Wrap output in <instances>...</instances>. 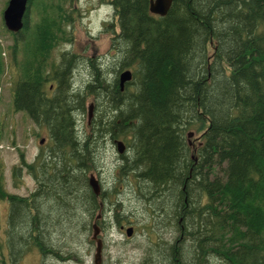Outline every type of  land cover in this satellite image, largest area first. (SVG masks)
<instances>
[{
    "label": "trees",
    "instance_id": "trees-1",
    "mask_svg": "<svg viewBox=\"0 0 264 264\" xmlns=\"http://www.w3.org/2000/svg\"><path fill=\"white\" fill-rule=\"evenodd\" d=\"M75 1L42 0L44 15L31 25L36 0H29L23 28L12 34L13 109L47 132L49 159L43 147L32 164L19 153L11 180L18 188L23 174L32 179L26 198L8 193L0 172V203L12 224L11 258L4 260L0 245V264H16L33 248L61 262L76 256L61 252L62 239L86 230L83 215L105 195L93 194L85 178L96 171L99 141L80 144L76 136V113L84 115L88 103L90 127L111 125L117 133L109 139L130 154L117 170L137 177L153 202L167 199L160 208L185 229L186 251L169 247V264H264V0H172L163 17L149 12V0H109L119 29L109 31V57L122 45V70L111 76L91 68L81 93L71 86L77 55L47 63L56 44L68 41L61 24L79 19L78 10L64 8ZM124 70L131 80L121 90Z\"/></svg>",
    "mask_w": 264,
    "mask_h": 264
},
{
    "label": "rangeland",
    "instance_id": "rangeland-1",
    "mask_svg": "<svg viewBox=\"0 0 264 264\" xmlns=\"http://www.w3.org/2000/svg\"><path fill=\"white\" fill-rule=\"evenodd\" d=\"M8 1L0 0V58L3 62L2 75L0 77V145L4 146H0V172L7 192L26 198V196L35 190L36 186L34 182L29 176L23 174V182L20 181L19 187L14 188L11 180V170L19 163L18 155L20 152L24 153L26 162L32 164L39 153V148H47L49 142L48 134L44 129L38 130L30 121L27 114L23 112L16 113L13 109L10 74L14 66L13 54L11 52L16 40L5 29L2 18ZM108 1L104 0L105 4L96 13L90 14L89 17H79L73 24H61L66 32L68 41L56 44L49 54L48 64L58 63L63 54H67L68 59L72 57L71 54L77 55V61H73L75 64L74 68L76 69L72 71L71 78L73 92H83L87 82H89L88 70L82 67L84 64H88L87 62L93 61V59H100V62L108 60L107 64H101V69L99 68V70L102 72L107 71L111 76H114L122 68L121 66H123L121 64V62L123 63V55L120 52V49L124 48L122 45L118 44L116 46V57H109L112 54L109 50V31H113L118 35L119 29L117 28L114 10ZM41 2L42 0H36L35 5L31 6L29 12L31 25L39 21L41 16L44 15V12L40 13V9L38 8ZM75 2H73V5L70 2V6L66 5L64 8L66 10L67 7L69 9L74 8L72 6H74ZM89 4L96 6L97 1L80 0L78 7L84 10L89 7ZM103 20H109L104 33L102 31L99 32L100 24ZM59 36L58 33L57 37ZM17 40L20 45L21 37H18ZM19 51V54L15 53L17 64H19V61L24 60L21 50ZM111 76L108 77L111 79ZM89 102L92 101L89 100ZM89 104L85 105L84 115L76 113V136L80 144L99 141L98 149L94 152L92 158L93 166L97 167L96 171L86 174V177L85 175L83 176L87 179L93 176L99 182L102 193H105L104 197H101L97 201L102 209L100 210L99 205L96 210L88 208L89 211L83 215L84 223L87 225L86 230L82 233L79 232L76 238H70L67 235L64 237L66 241L64 239H62L63 241L61 240V252L65 254L69 253L68 255H71V257L76 255L74 256L75 258L73 257L68 261L61 262L53 254L49 255L50 253L46 252L44 257L41 252L33 248L30 251L24 250L28 252H24L16 264H94L96 246L89 241L92 234L90 233L92 231L90 223H93L90 221H93L95 216L101 215L103 218L106 216L107 227L104 224H98L104 227L100 264H140L145 258L147 259L146 264H169L170 261L166 254L167 250L169 247L175 246L182 248L187 244L185 231H181L182 227H176L178 223L176 217L170 214L169 211H165L164 208H160L162 205H165L167 199L157 201L154 199L155 202H153L152 197L143 196L144 194L148 196V191L145 187L141 188L140 183H138L140 190L137 193V177L135 178L133 175L128 177L129 174L122 175L117 170L122 165L123 161L121 158L123 156L129 157L130 154L126 151L121 157L116 152L115 142H111L109 137L112 133L116 134L117 130L114 128L111 130V125L102 131H97V129L90 127L87 110ZM97 115L100 116L98 119ZM100 118H102L101 112L97 111L96 120ZM102 120L104 124H107L105 119L102 118ZM40 141H43L41 145L39 144ZM11 147H14L15 151ZM44 150L43 153H46V159H49L46 156L48 150ZM8 209L7 204L0 203V245L2 252H4V260L7 262L11 258L7 250V243L9 231L12 229V224L7 219ZM129 225L134 229V233L130 238H127L125 233H121L118 229L120 226H123L125 230ZM77 226L79 228L81 226L80 223ZM147 227H149V230ZM157 227L161 229L159 230ZM159 238H163V242L160 245ZM71 239L76 240L73 242H77V244H72L69 241ZM57 240L56 238L55 241L57 242ZM185 248H182L179 253H184L186 251Z\"/></svg>",
    "mask_w": 264,
    "mask_h": 264
},
{
    "label": "water",
    "instance_id": "water-1",
    "mask_svg": "<svg viewBox=\"0 0 264 264\" xmlns=\"http://www.w3.org/2000/svg\"><path fill=\"white\" fill-rule=\"evenodd\" d=\"M29 0H9L5 10L3 11V23L5 28L11 33H19L23 28V18L26 14ZM172 0H149V12L152 15L163 17L168 12L171 6ZM125 75L122 76V82L125 81ZM89 119L92 116L93 106H89ZM42 143V142H41ZM116 151L122 155L124 148L121 143L116 144ZM89 186L92 189L93 194L98 196L100 194V187L98 182L93 176L89 179ZM94 235L98 233L99 229L96 225L93 226ZM127 235H131L132 229H127ZM100 263V258L96 257L95 264Z\"/></svg>",
    "mask_w": 264,
    "mask_h": 264
},
{
    "label": "flooded vegetation",
    "instance_id": "flooded-vegetation-1",
    "mask_svg": "<svg viewBox=\"0 0 264 264\" xmlns=\"http://www.w3.org/2000/svg\"><path fill=\"white\" fill-rule=\"evenodd\" d=\"M77 1H79V0H77ZM98 1V0H97ZM108 3H109V1H108ZM105 3H104V0H99L98 1V5H96V6H92L93 8H89L91 5L89 4V7L88 8H85V9H87L88 11L86 12V11H83L82 12V10H80L76 5H74V8H75V10H78V13H77V15H78V17H80V18H82L83 16H87V17H89L90 16V14H92V13H96L99 9H100V7L101 6H103ZM109 23V20L107 21V20H103L102 22H101V26H102V24H103V29L100 27V31L99 32H101L102 31V33H104V30H105V28L107 27V25L106 24H108ZM79 56H81V55H79ZM77 61V60H76ZM107 62H108V60H106V61H103V62H100V59H93V61H90V62H87L88 64H84L82 67H84L85 69H87V70H90L91 68H100L101 67V64H107ZM84 63V62H83ZM75 67V64H74V66H73V70H75L76 68H74ZM101 69V68H100ZM72 70V71H73ZM186 140V136L184 137V141ZM115 141H113V143H114ZM102 208H101V205H100V210H101ZM106 217V216H105ZM105 217L103 218V216L101 215V216H95L94 218V220L93 221H90V222H93V223H90L91 225L92 224H94V223H97V224H100V225H102V224H104L105 225V227H107V223H106V221H105ZM111 225V224H110ZM99 227V231H98V233H97V238H96V240L95 241H93L92 240V234H91V238H90V241L93 243V244H96L95 242L96 241H100L101 243H102V248H103V239H102V236H104V227L103 226H98ZM117 227H118V225H117ZM124 228L125 227H123V226H120L119 227V231H121V233H125V230H124ZM159 230L161 229V228H159V227H157ZM185 231V229H181V231ZM92 232H94V231H91L90 233H92ZM175 234V233H174ZM159 241H160V243H159V245L161 244V242H163V238H159ZM48 253H50V252H48ZM53 253H50L49 255H52ZM44 256V255H43ZM45 257V256H44Z\"/></svg>",
    "mask_w": 264,
    "mask_h": 264
},
{
    "label": "bare ground",
    "instance_id": "bare-ground-1",
    "mask_svg": "<svg viewBox=\"0 0 264 264\" xmlns=\"http://www.w3.org/2000/svg\"><path fill=\"white\" fill-rule=\"evenodd\" d=\"M170 9V8H169ZM123 49V48H122ZM122 49H120V52L122 53V55H123V52H122ZM126 49V48H125ZM122 70V69H121ZM122 73L119 75V79H118V83H119V87H120V89L122 90L123 89V86H124V84L125 83H127V82H129L130 80H131V73H130V71H121ZM125 75V77H126V79H125V81H123L122 82V76H124ZM88 110V115H89V109H87ZM92 117V116H91ZM91 119V118H90ZM90 119H89V116H88V122L90 121ZM186 137H188V140L192 137V133H189ZM117 143H121L122 144V146H123V148H124V153H125V150H126V146H125V144H124V142L123 141H121V140H117V141H115V147H116V144ZM190 143V142H189ZM123 153V154H124ZM122 154V155H123ZM120 155V154H119ZM122 166V165H121ZM163 188V187H162ZM173 213V212H172ZM153 219V218H152ZM98 223V222H97ZM129 228H131L132 229V233H131V235L129 236V235H127V229H129ZM133 233H134V229L129 225V227L128 228H126V230H125V235H126V237L127 238H130L132 235H133ZM96 238H97V234H96V236L94 235V232H92V240L93 241H95L96 240ZM89 241H90V239H89ZM92 241V242H93ZM90 243H91V241H90ZM96 244H95V253H94V264H95V260H96V257L98 256V258H100V262H101V252H102V243L100 242V241H96L95 242ZM174 246V245H173ZM176 247V246H175ZM177 248V247H176ZM181 252V251H180ZM54 256H56L55 255V253L53 254ZM180 263V262H179ZM100 264V263H99Z\"/></svg>",
    "mask_w": 264,
    "mask_h": 264
}]
</instances>
